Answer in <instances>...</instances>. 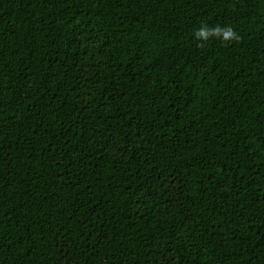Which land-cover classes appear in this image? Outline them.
I'll use <instances>...</instances> for the list:
<instances>
[{"label":"trees","instance_id":"obj_1","mask_svg":"<svg viewBox=\"0 0 264 264\" xmlns=\"http://www.w3.org/2000/svg\"><path fill=\"white\" fill-rule=\"evenodd\" d=\"M0 264H264V0H0Z\"/></svg>","mask_w":264,"mask_h":264},{"label":"clouds","instance_id":"obj_2","mask_svg":"<svg viewBox=\"0 0 264 264\" xmlns=\"http://www.w3.org/2000/svg\"><path fill=\"white\" fill-rule=\"evenodd\" d=\"M192 36L195 41L204 43L212 39H217L224 43H231L239 39L238 34L231 27L219 25L210 27L207 23H202L198 28L194 29ZM199 46L202 47L203 44L201 43Z\"/></svg>","mask_w":264,"mask_h":264}]
</instances>
